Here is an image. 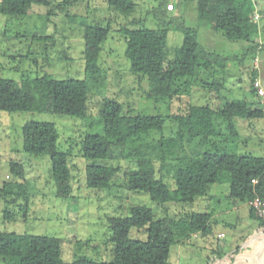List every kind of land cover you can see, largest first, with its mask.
I'll return each mask as SVG.
<instances>
[{
	"label": "trees",
	"instance_id": "obj_1",
	"mask_svg": "<svg viewBox=\"0 0 264 264\" xmlns=\"http://www.w3.org/2000/svg\"><path fill=\"white\" fill-rule=\"evenodd\" d=\"M79 1L82 0H62L55 7L66 11L68 6ZM140 1L143 0H104L110 9L126 15L131 14ZM151 1L153 5L149 12L159 29L145 27L144 17L119 28L125 39L124 56L129 60V70L147 80L148 98L155 101L179 98L182 92H189L198 71L213 69L215 72L216 67L223 71L230 62H242L256 52L258 44L253 43L252 38L260 33V28L259 21L253 19L255 0H182L195 2L200 25L220 31L228 40L245 42L240 55L230 56L204 48L195 29L186 26L179 17L168 15V0ZM37 5L47 6L49 0H0V14L23 18ZM170 27L183 34L182 43L172 58H168L167 48ZM81 30L86 77L58 79L43 73L19 82L0 78V110L85 117L90 85L100 72L99 59L109 26L88 25L82 21ZM30 38L45 41L49 37L32 35ZM255 77L252 67L253 94ZM224 89L223 81L213 80L206 85L208 98L204 104L188 103L181 112L165 117L126 114L121 102L105 98L101 104L103 133H86L80 141L81 156L87 159L85 185L109 189L119 171L115 162L124 158L134 164L125 174L127 187L147 194L158 204L191 203L208 196L211 185L223 182H228L229 197L235 205L264 197V156L238 154L216 141L222 125L235 138L238 135L236 119L259 118L263 111L245 98L222 100ZM57 137L53 123L29 121L22 128V149L31 156L49 157L55 195L65 198L71 192V173L66 152L56 147ZM208 146L211 149L200 151ZM156 162L159 175H156ZM9 167L13 174L23 176L21 163L10 161ZM165 178L173 179V189L164 182ZM0 193L6 204L28 199V188L23 182L6 181ZM249 216L264 234V218L255 215L250 206ZM212 217L209 212H187L177 219L155 218L150 208L131 206L129 215L107 218V242L112 245L108 261L83 257L65 262L59 237L0 231V264H169L172 246L189 242L193 234L205 236L211 233ZM133 228L143 229L145 239L132 237L130 231ZM238 248L230 252V257L236 255Z\"/></svg>",
	"mask_w": 264,
	"mask_h": 264
},
{
	"label": "rangeland",
	"instance_id": "obj_2",
	"mask_svg": "<svg viewBox=\"0 0 264 264\" xmlns=\"http://www.w3.org/2000/svg\"><path fill=\"white\" fill-rule=\"evenodd\" d=\"M61 1L49 0L47 6H34L31 14L23 18L0 14V78L19 82L43 73L58 79L86 77L82 21L88 25L109 26L99 59L100 72L90 85L87 113L83 118L52 112L0 110V189L6 181L23 182L28 188L27 201L18 199L6 204L0 196V231L59 237L65 262L83 257L108 261L112 245L107 242V218L127 216L131 206L144 205L151 209L155 218L177 219L187 212H209L213 214L211 233L205 236L193 234L189 242L172 246L169 264H245L244 256L252 247L255 248L253 255H256L264 234L249 216V204L233 203L228 182L211 185L208 196L191 203L158 204L147 194L127 187L125 174L134 164L123 158L115 162L119 171L109 189L89 188L85 185L87 159L81 156L80 141L86 133H103L101 104L105 98L121 102L126 114L165 117L181 112L188 103L204 104L208 98L207 83L218 80L225 84L222 100L232 97L253 101L256 108L262 109L263 116L236 119L238 135L235 138L222 125L216 141L238 154L264 156V97L259 96L256 89L254 94L251 92L252 67L256 72L254 81L258 80L264 91V0L254 1L258 17L253 19L259 21L260 28V33L252 38V42L258 44L255 54H249L242 62H230L223 71L218 67L215 72L213 69L200 70L188 93L160 101L148 98L147 80L130 72L129 60L124 56L125 39L119 32L122 25L140 17H144L145 27L159 29L149 12L152 1L138 2L128 15L110 9L104 0H82L68 6L66 11H60L55 6ZM168 3V15L179 17L186 26L195 29L204 48L224 56L241 54L245 42L228 40L220 31L200 25L194 1L168 0ZM51 8L53 12L49 13ZM32 35L49 38L35 41L30 38ZM182 40L181 31L172 27L167 30L168 58H172ZM29 121H46L55 126L56 147L66 152L70 167L69 197L55 195L49 157L31 156L23 151L22 128ZM205 148L211 149V146L200 151ZM10 161L22 164V177L10 171ZM158 165L156 162V175H159ZM164 182L170 189L174 188L173 179L165 178ZM130 235L139 239L146 236L143 229L134 228ZM237 246L236 255L230 257V252ZM260 264H264V251Z\"/></svg>",
	"mask_w": 264,
	"mask_h": 264
},
{
	"label": "built area",
	"instance_id": "obj_3",
	"mask_svg": "<svg viewBox=\"0 0 264 264\" xmlns=\"http://www.w3.org/2000/svg\"><path fill=\"white\" fill-rule=\"evenodd\" d=\"M257 17H258V14L255 12L254 18L256 19ZM254 86L259 96L264 97V91L260 87L258 80L254 81ZM253 182L255 183L256 180H254ZM248 204L250 208L253 210V212L255 213V215H257L258 217L264 218V197H255L252 200H250Z\"/></svg>",
	"mask_w": 264,
	"mask_h": 264
},
{
	"label": "crops",
	"instance_id": "obj_4",
	"mask_svg": "<svg viewBox=\"0 0 264 264\" xmlns=\"http://www.w3.org/2000/svg\"><path fill=\"white\" fill-rule=\"evenodd\" d=\"M254 250H255V248L252 247L251 249L248 250V252L244 256L245 264H253L254 259H255V256L253 255ZM256 250H258V249H256Z\"/></svg>",
	"mask_w": 264,
	"mask_h": 264
},
{
	"label": "water",
	"instance_id": "obj_5",
	"mask_svg": "<svg viewBox=\"0 0 264 264\" xmlns=\"http://www.w3.org/2000/svg\"><path fill=\"white\" fill-rule=\"evenodd\" d=\"M264 251V236H263V239L261 241V244L257 250V253L255 255V259H254V262L253 264H260V258H261V255H262V252Z\"/></svg>",
	"mask_w": 264,
	"mask_h": 264
}]
</instances>
